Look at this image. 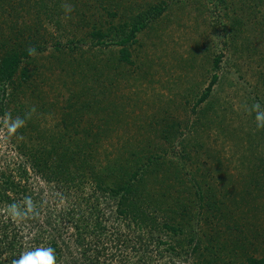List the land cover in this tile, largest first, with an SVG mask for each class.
I'll return each instance as SVG.
<instances>
[{
  "label": "rangeland",
  "instance_id": "374dc122",
  "mask_svg": "<svg viewBox=\"0 0 264 264\" xmlns=\"http://www.w3.org/2000/svg\"><path fill=\"white\" fill-rule=\"evenodd\" d=\"M34 1L19 6L15 0L14 14L21 17L7 20L10 36L32 26L42 46L30 66L41 71L38 87L15 101L35 107L32 125L59 131L73 112L80 129L102 119L101 152L112 157L121 155L126 140L138 156L165 151L163 164L148 177V192L156 207L169 210L168 219L179 222L171 209L184 208L183 234L174 237L184 249L195 235L209 248L205 258L220 264L264 259V129L257 130L249 111L254 103L264 106V0H61L59 7L73 10L60 9L53 18L31 8ZM155 7L162 13L127 44L132 65H123L121 76L108 71L99 77L103 60H113L120 46L115 37L97 44L94 29L131 26L133 14ZM93 65L97 71L87 76ZM73 71L87 74L83 79ZM214 75L217 82L198 105ZM70 92L79 98L68 103ZM173 124L163 138L162 130ZM5 132L0 125V164L16 155ZM197 187L212 210L199 208Z\"/></svg>",
  "mask_w": 264,
  "mask_h": 264
},
{
  "label": "trees",
  "instance_id": "16d2710c",
  "mask_svg": "<svg viewBox=\"0 0 264 264\" xmlns=\"http://www.w3.org/2000/svg\"><path fill=\"white\" fill-rule=\"evenodd\" d=\"M17 1L22 6L31 0ZM48 1H34L31 8L37 11L44 8L45 14L53 18L63 9L59 7L61 0ZM15 11V0H0V118L6 113L13 118L23 117L32 108L15 101L18 95L37 89L35 77L41 74L37 67L31 70L34 55L27 51L29 47H35L36 54L41 50L36 29L27 26L15 36L8 32V18L21 17ZM162 11L163 8L155 7L133 14L132 25L124 24L126 29L121 26L106 33L98 27L94 29L92 37L97 44L104 45L102 39L115 37L112 42L120 46L113 60L108 63L103 60L99 77L108 71L112 76H121L127 69L122 66L132 65L127 44ZM16 28L17 23L13 22V32L19 30ZM93 71H97L95 65L84 71L90 75L73 71L72 76L84 79L86 74L93 75ZM217 80L214 75L197 100L198 105L207 100ZM68 95V103L78 96L74 92ZM97 102L95 99L93 103ZM80 120L73 112L65 114L61 120L65 127L59 131L47 125H32L28 120L12 137L5 128L6 140L16 155L3 158L0 164V264H11L23 251L49 246L55 250L56 264H220L213 257L205 258L209 248H202L195 235L187 240L188 250L180 244L181 239L174 238L183 234L184 208L175 211L170 208L179 220L175 222L173 217L166 218L168 209L156 207L150 199L147 180L163 164L165 151L147 149L143 157L138 156L139 151L126 140L120 145L121 155L112 157L106 150L101 152L102 123L98 120L102 119L97 118L82 129ZM0 125L4 128L2 122ZM171 128L174 124L162 130L163 138ZM196 195L200 209H213L211 203H203L198 187ZM25 197L32 199L38 214L13 219L9 205L19 204L23 210ZM248 263L264 264V259L250 256Z\"/></svg>",
  "mask_w": 264,
  "mask_h": 264
},
{
  "label": "clouds",
  "instance_id": "9594fccd",
  "mask_svg": "<svg viewBox=\"0 0 264 264\" xmlns=\"http://www.w3.org/2000/svg\"><path fill=\"white\" fill-rule=\"evenodd\" d=\"M61 7L66 12H71L73 10L72 6L67 4H62ZM27 51L30 55L36 54L35 47H29ZM35 111L36 109L33 106L23 117L16 116L13 118L11 113H6L3 118H0V122H2L4 128H6L8 136H14L19 129L24 127ZM249 111L255 114L257 130L264 129V106H261L258 102L254 103ZM8 212L13 219H23L26 216L38 214L36 212V205L30 197H25L23 201V210L21 205L11 204L8 207ZM11 264H56V253L50 246L36 247L31 250L23 251L17 258L12 260Z\"/></svg>",
  "mask_w": 264,
  "mask_h": 264
}]
</instances>
